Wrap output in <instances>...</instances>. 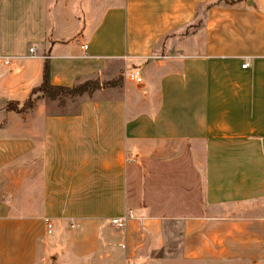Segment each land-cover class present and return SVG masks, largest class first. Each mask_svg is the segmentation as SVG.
Wrapping results in <instances>:
<instances>
[{
  "label": "crops",
  "instance_id": "1",
  "mask_svg": "<svg viewBox=\"0 0 264 264\" xmlns=\"http://www.w3.org/2000/svg\"><path fill=\"white\" fill-rule=\"evenodd\" d=\"M46 58L54 85L123 82L7 109ZM248 262L264 264V0H0V264Z\"/></svg>",
  "mask_w": 264,
  "mask_h": 264
},
{
  "label": "trees",
  "instance_id": "2",
  "mask_svg": "<svg viewBox=\"0 0 264 264\" xmlns=\"http://www.w3.org/2000/svg\"><path fill=\"white\" fill-rule=\"evenodd\" d=\"M199 24L200 21L193 23L192 25L188 26L182 34H188L191 30L196 29ZM123 78L124 77L121 75L120 77L105 81H100L98 79H88L73 86L54 85L50 80V62L49 59L46 58L42 83L33 89L30 98L22 105H19L17 102H9L7 104V109L18 110L21 112L26 111L34 106L37 98L40 95H46L51 100H56L66 96L75 98L77 96L83 95L84 93L91 94L98 88L119 86L123 82Z\"/></svg>",
  "mask_w": 264,
  "mask_h": 264
},
{
  "label": "built area",
  "instance_id": "3",
  "mask_svg": "<svg viewBox=\"0 0 264 264\" xmlns=\"http://www.w3.org/2000/svg\"><path fill=\"white\" fill-rule=\"evenodd\" d=\"M30 50L33 51V48H31ZM242 66L243 67H247L248 66V63L245 62ZM124 76H125L126 79H129L131 81H135L137 83L143 82V76L141 74V71L139 69H137V68H131V69L125 71ZM130 217H133L132 211L130 213H128L127 215H124L122 217L114 218L113 219V223H115V224L124 223ZM46 222H47V226L49 228V232L51 233L52 232V227H53L52 226V223L50 222V220L48 218H46Z\"/></svg>",
  "mask_w": 264,
  "mask_h": 264
},
{
  "label": "rangeland",
  "instance_id": "4",
  "mask_svg": "<svg viewBox=\"0 0 264 264\" xmlns=\"http://www.w3.org/2000/svg\"><path fill=\"white\" fill-rule=\"evenodd\" d=\"M131 181H132L131 182L132 189L136 190L139 186L138 178L133 176ZM165 230H167V231L169 230L171 233H175L178 236L181 233L182 226L179 225L178 223L170 222L167 225H165ZM250 262H248V264H252Z\"/></svg>",
  "mask_w": 264,
  "mask_h": 264
}]
</instances>
